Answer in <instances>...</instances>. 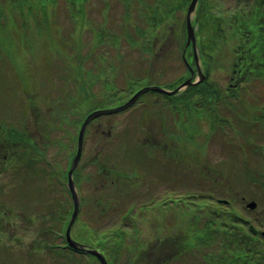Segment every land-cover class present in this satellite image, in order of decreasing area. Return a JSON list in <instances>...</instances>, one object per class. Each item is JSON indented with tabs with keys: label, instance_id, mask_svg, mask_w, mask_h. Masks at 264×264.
<instances>
[{
	"label": "rangeland",
	"instance_id": "374dc122",
	"mask_svg": "<svg viewBox=\"0 0 264 264\" xmlns=\"http://www.w3.org/2000/svg\"><path fill=\"white\" fill-rule=\"evenodd\" d=\"M8 1L11 0H0V7ZM191 1L86 0L83 20L76 18L73 0H57V6L49 7L54 17L49 34L39 26L43 22L41 17L25 16L24 22H29L25 25L20 15L15 14L8 24L9 12L0 11V48L7 50V55L0 58V137L6 135L2 130L8 126L21 130L25 112L30 147L44 146V158L30 152L29 168L24 177H15L8 191L0 187V240L4 242L0 249L5 253L0 264H68L66 259L58 261L46 254L47 236L43 229L45 217L53 222V211H60L62 199L69 201L65 190L68 189V172L77 153L79 131L89 114L123 105L149 86H162L167 90L180 86L179 91L167 96L182 94L189 86L197 85H184L188 79L200 81L198 65L204 75L201 82L211 79L219 90H227L238 80L234 79L238 67L232 54L238 37L228 29L227 16L237 8L243 10L244 4L235 0H199L191 17L194 48L192 43L188 45L187 32ZM208 6L222 19V36L212 48L217 67L210 72L201 60L196 36L199 11ZM251 8L250 2L248 9ZM60 39H66L68 45H62ZM214 56L210 54L203 59L208 64L213 62ZM192 59L194 64H191ZM259 69L263 70L239 82L246 83L247 96H243L246 112L242 120L232 115L231 124L223 120L229 110L222 109L221 105L219 114L213 109H195L193 103L197 104V93L191 92L189 97L175 104L165 97L166 94L149 91L126 110L90 121L84 132L81 160L73 173L85 208L81 210L80 199L72 237L81 214L82 219L90 215L91 221H99L95 228L106 229L119 220L126 205H137L135 199H128L126 203L121 200L122 204L112 199L109 193L114 187L110 182L102 190L101 176L96 175L93 161L99 159L113 173L128 174L137 152L150 148L158 167L155 175H163L162 181L159 179L153 187L151 196H159L161 200L151 205L145 202V210L134 219L137 237L144 242L146 254L141 258V254L136 255L133 264H146V256L150 264L166 262L170 252L191 246L196 218L202 225L204 218H208L201 210L203 206L195 204L203 199L200 178H204L202 173L208 170L219 191L214 202L227 210L230 208L233 213L231 230L234 236L236 233L242 235L244 230L237 226L242 225L250 235L258 238L264 251V137L260 138L259 129L255 134L251 132L254 118L262 115L264 118V63ZM92 105L97 107L91 109ZM4 153L0 144V154ZM47 160L60 175L63 187L49 184L48 171L51 169ZM78 167L83 178L93 176L91 183L82 178L79 186L75 175ZM9 173L10 170L0 172V183L10 180ZM173 174L182 175L181 180L173 183ZM103 177L104 180L113 179L108 174ZM211 180L208 181L211 183ZM189 182L192 185L188 186ZM188 190H194L193 195H198L196 200L176 197ZM139 199L144 203L141 197ZM70 202L73 204L72 197ZM252 202L257 203L256 207L248 208ZM114 204L115 208H111ZM107 208L113 215L108 216ZM69 223L65 226L64 237L49 239L51 243L64 245L67 242L65 232ZM125 226L121 229L128 239L131 229ZM222 238L219 243L225 239ZM217 252L231 255L233 244ZM91 255L84 253L83 257H78L73 254L82 264H100ZM197 257H189L185 264H206ZM118 264H124V260L119 259Z\"/></svg>",
	"mask_w": 264,
	"mask_h": 264
},
{
	"label": "trees",
	"instance_id": "16d2710c",
	"mask_svg": "<svg viewBox=\"0 0 264 264\" xmlns=\"http://www.w3.org/2000/svg\"><path fill=\"white\" fill-rule=\"evenodd\" d=\"M11 1H8L4 6L0 7V11L4 9V11L9 12L8 16L10 17L7 21L8 24L9 21L11 22V17L15 14L20 15L21 22H23L25 25L29 24V22H24L25 16L29 15V17L35 18L41 17L43 22L39 26H42L44 32L48 33L53 29L52 19L54 17L52 16L53 14L51 15V8L49 7L54 8L57 6V0ZM73 1L76 4V18L81 17L84 18L83 20H85L86 12L84 9V4L86 0ZM235 1L244 4L243 10L237 8L233 13L230 14L231 16H227L228 29L238 37L235 45L232 46V48H234L232 54H234L235 57V66L238 67V72L234 74V79L237 78L238 80L234 81V83L232 82L227 90H219V88H216V86L211 83L213 80L207 79L196 86H189L187 91L182 94L174 95L172 97L165 95L166 98L172 99L173 102L177 104L181 102V100L189 97L191 92L195 94L197 93L199 94V99L197 104L193 103V107L197 110L213 109L216 114H219L218 108L221 105L222 109L229 110L228 116L222 117L223 120L230 122L227 124H231L233 116H237L239 120H242V115L246 112V107H243V96H247V92L245 93L246 83L241 85L239 82L246 77H250L251 73L261 72L263 69H259V67L262 63H264V0ZM250 2L252 3V8L248 9ZM36 8L44 9V11H33ZM213 9L214 8H211L210 11L208 6L206 9L200 10L196 20L197 24L199 22L196 32L197 43L200 46V51L202 54L201 60L208 72H210V70H212L215 66L217 67L216 58L214 56V52H212L214 50L212 48L213 44L222 36V19H219L213 13ZM60 43L62 45H68V41L66 39H60ZM229 51L231 52L230 49ZM210 54L214 56L213 62H209L207 64V61H205L203 57H208ZM2 55H7L6 48H0V58H2ZM191 64H194L193 59ZM68 66L74 68L72 65ZM241 91H244V93H241ZM96 107L97 105H92L90 108L92 109ZM262 118L263 115L260 117H255L251 125V132H254V134L256 130H261V139L264 137V118ZM221 128L224 129L222 126ZM223 131L225 132V130ZM138 147L142 148L141 146ZM136 156L137 158L133 160L128 168L131 171L128 174L113 173V171L110 169L108 170V166L101 163L99 159H95L93 164L95 165L96 175L98 178L101 176L100 187H102V190L105 186H108L109 184L107 183L110 182L112 187H114V189H111L109 193L112 199L117 200V203L120 204H122L121 200L126 203V200L128 199H135L134 203L137 202V205L133 207L126 205L125 208L122 209L123 211L119 214V220L116 219L113 222L115 224L110 228H95V225L99 224V221L97 223L91 221V219H89L90 215L88 218L83 217L82 219V214L79 216L73 228L74 238L89 247L101 251L106 255L109 264H118V261L121 258L124 260V264H133L134 260L137 258L136 255L141 254L139 256V258H141L143 253L146 254V251H144V242L137 237V231L135 228L137 224H135L134 219L140 212L145 210V202H149L150 204L148 205H151V203L155 202L156 200H161L159 196L153 198L151 196L154 192L153 187H156L157 181H159V179L162 181L161 178L163 177V175L159 174L158 172V176L155 175V169H158L156 166L155 156L151 152L150 148H146L145 150L143 148L140 149ZM47 166H49L51 169V171H48L49 184L52 183L61 185V187H63L64 185L61 182L60 175L54 170L53 165H51L48 160ZM107 174L112 176L113 179L111 181L104 180L105 177L103 176ZM211 174V170L204 171V173H202V175H204V178H200V180H202L200 186L202 187V190H198L203 191L202 193H204V195L203 199L199 200L200 202L195 203L196 206H203L201 210L208 215V218H204L203 225L199 223L198 217L196 218L195 225H193L194 230L191 232L193 236L190 247H182L181 250H177V252H170L172 254L166 257V262H160L159 264H185V261L189 257L197 256L201 257L206 264H264V251L258 244L257 237L250 235L242 225H237L244 230L242 235L236 233L234 236V233H232L231 216L233 217V213L230 212V208L227 210L226 207H220L214 202V198L216 197V194L219 193V191L217 186L214 185L215 182L210 178ZM75 175L80 186V182L83 178L81 168L78 167ZM181 178L182 175L173 174V183L175 181H180ZM83 179L84 181L87 180V182H90V180H93V176L87 175L86 179ZM209 179L211 180L212 185H205L206 183L211 184L208 181ZM189 185L192 184L189 182L188 186ZM65 190L68 193L69 201L62 199L60 211L58 212L57 209L53 211V222L51 221V218L48 219L45 217V225L43 229L44 234L47 236L45 252L48 256L57 258L58 261L62 258L66 259L68 264H82V261H80L79 258H75L73 254L78 257H83V252L76 253L66 246V242L64 245H59L57 243H51L49 240L53 238L57 239L59 237H64L63 233L65 231V226L69 223L71 212L70 209L72 208L73 204L70 202L71 194L69 189L65 188ZM96 191L98 193V190ZM165 191L167 192L168 190ZM193 191L194 190H188L187 192L179 193V195L176 197H178L179 200H196L198 195H193ZM140 197L142 200H144V203L141 202L139 199ZM81 202V210H83L85 208L83 197ZM111 208H115V204ZM110 210L107 208L108 216L113 215ZM217 210L221 212L218 214L219 211L217 212ZM231 210H233L235 213H238L234 209ZM216 213L218 215L215 216ZM126 220H128V222H126ZM123 226L131 229V234L128 238L129 240L126 239L127 233L122 232L121 228ZM222 237L225 239L222 243H219L218 240L223 239ZM126 241L129 243L127 244ZM231 244H233V252L231 255L230 253L217 252V249L222 248L223 250L229 248ZM91 257L96 260L94 256L91 255ZM147 257L148 256H146V264H150L147 260Z\"/></svg>",
	"mask_w": 264,
	"mask_h": 264
},
{
	"label": "water",
	"instance_id": "95a60500",
	"mask_svg": "<svg viewBox=\"0 0 264 264\" xmlns=\"http://www.w3.org/2000/svg\"><path fill=\"white\" fill-rule=\"evenodd\" d=\"M198 1L199 0H192L190 3V6L188 8V11H187L188 45L190 43H192L194 48H195V32H194V28L192 26L191 17H192V14L195 12ZM198 71H199V75H200V81L193 82L192 79H188L183 84L184 85H193V84H198L199 82H201V79L204 78V75L202 74V71H201L199 65H198ZM180 89H181L180 86L174 90H167V89L160 87V86L145 87V88L141 89L140 91H138L131 99H129L123 105L113 107V108L96 110V111H94L88 115V117L86 118L85 122L82 125L81 130L79 131L77 154L74 157L71 168L68 172V188L70 190L72 200H73V204H74V211H73L70 223H69L67 231H66V240H67V244L70 248H72L73 250H75L77 252H84V253H89V254L94 255L95 257L98 258L100 264H108V261H107L106 257L103 255V253H101L97 249L90 248V247H88L82 243L77 242L71 235L72 225H73V223H74V221H75V219L79 213L80 206H81L80 194L77 191L76 183L74 182V179H73V173L76 170V168H77V166L81 160V156H82V152H83L84 132H85L86 126L90 123V121H92L93 119H95L97 117L105 116V115H109V114H116L118 112L126 110L127 108L132 106L134 103H136L138 101L139 97L141 95H143L145 92H148V91L149 92H157V93L159 92V93H163L166 95H169V94L171 95V94L176 93ZM256 204L257 203L252 202V203H249L247 207L248 208H255Z\"/></svg>",
	"mask_w": 264,
	"mask_h": 264
},
{
	"label": "flooded vegetation",
	"instance_id": "af4514ba",
	"mask_svg": "<svg viewBox=\"0 0 264 264\" xmlns=\"http://www.w3.org/2000/svg\"><path fill=\"white\" fill-rule=\"evenodd\" d=\"M21 119L23 124L21 130L20 128L14 129L12 126H8L6 130H2V132H6V135L0 137V139L5 140L0 141L1 147L5 150L3 155L0 154V172L10 170V173L7 174L10 176V180L6 183H0V187L5 191H8L14 185L15 177L26 175L29 168L30 152L35 156L44 158V146L33 145V147H30L27 137L29 132L27 113L23 112ZM3 245L4 242L0 240V247H3ZM5 246L8 248V243ZM0 259H5V253L2 249H0Z\"/></svg>",
	"mask_w": 264,
	"mask_h": 264
}]
</instances>
